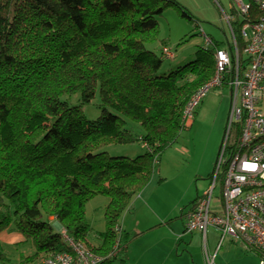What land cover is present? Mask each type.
Returning a JSON list of instances; mask_svg holds the SVG:
<instances>
[{"label": "trees", "instance_id": "trees-1", "mask_svg": "<svg viewBox=\"0 0 264 264\" xmlns=\"http://www.w3.org/2000/svg\"><path fill=\"white\" fill-rule=\"evenodd\" d=\"M170 7L180 5L0 0V232L14 226L33 241L36 251L25 263L42 264L71 251L64 231L75 240L86 238V205L98 195L109 198L97 245L100 264L128 260L130 243L141 233L122 229L121 217L186 127L184 108L214 75L221 46L216 40L201 46L191 61L167 71L158 18ZM232 12L244 71L249 59L241 30L248 19L235 7ZM261 15L253 3L249 20ZM75 93L79 102L71 104ZM97 93L102 112L89 119L83 106ZM127 119L140 123L143 132L127 127ZM140 141L148 149L133 157L106 149ZM55 221L62 226L57 229Z\"/></svg>", "mask_w": 264, "mask_h": 264}, {"label": "built area", "instance_id": "built-area-1", "mask_svg": "<svg viewBox=\"0 0 264 264\" xmlns=\"http://www.w3.org/2000/svg\"><path fill=\"white\" fill-rule=\"evenodd\" d=\"M262 11L258 21H251V7ZM239 15L248 19L242 27L249 59L241 71V59L233 32L232 47H218L215 52L214 75L189 99L183 111L187 126L196 108L214 88L229 85L231 109L208 189L198 197L194 207L184 213L187 231H200L204 238L207 264H215V256L226 238L239 241L259 257L264 264V0H233ZM229 21L232 18H228ZM207 44L213 39L205 34ZM168 57L171 48L164 47ZM223 174V179H220ZM220 195L215 196L216 189ZM210 228L219 232V244L214 253L207 248ZM71 251L48 256L42 264H100L103 256L84 240L70 238L64 231ZM86 240V239H85Z\"/></svg>", "mask_w": 264, "mask_h": 264}, {"label": "rangeland", "instance_id": "rangeland-1", "mask_svg": "<svg viewBox=\"0 0 264 264\" xmlns=\"http://www.w3.org/2000/svg\"><path fill=\"white\" fill-rule=\"evenodd\" d=\"M177 1L179 8L170 7L158 18L159 38L165 39L167 47L174 53L173 58H165L164 67L167 71L191 61L199 47L210 46L206 42L205 34L213 41H219L222 47H227L228 42H233L232 27L228 18H237L232 12L233 0ZM183 11L191 15V18L185 16ZM160 46V42L156 43L155 49L159 50ZM78 102L79 93H75L71 96L70 103ZM230 108L231 99L226 85L211 89L207 93L196 108L193 123L180 131L177 140L163 151L155 163L152 179L148 186L146 185L148 190L153 191L152 196L146 199L151 211L139 210L141 219H144L146 213L154 214L155 210L165 216L170 214L173 222L182 223L180 216L210 185L225 136ZM83 110L89 119L99 117L102 112L99 93L90 103L84 104ZM127 120V127L135 133L143 132L140 123ZM106 149L111 155L133 157L146 152L148 147L140 141L112 144ZM218 195L220 192L217 188L215 196ZM108 203L107 196L98 195L86 205L91 230L82 240L93 248H97L101 241L99 234L105 229V211ZM131 220L133 221V218ZM120 222L122 223V219ZM159 233L161 231L155 234ZM209 234L211 240L216 235L213 230ZM35 251L33 241L14 226L0 232V264H27L26 257Z\"/></svg>", "mask_w": 264, "mask_h": 264}, {"label": "crops", "instance_id": "crops-1", "mask_svg": "<svg viewBox=\"0 0 264 264\" xmlns=\"http://www.w3.org/2000/svg\"><path fill=\"white\" fill-rule=\"evenodd\" d=\"M226 87L229 88L231 99V88L229 85ZM260 108L264 113V102L260 103ZM193 121L192 119L187 126ZM147 186L133 197L130 206L121 217L122 229L141 233L130 243L129 257L125 264L130 262L132 264H207L204 236L200 231L186 230L184 218L186 210L180 216L183 225L181 222H173L170 214L165 216L153 209L154 214L146 213L144 219L140 218L139 210L151 211L146 199L152 196L153 191L148 190ZM130 214L132 215L129 218ZM212 230L216 235L211 240L209 233ZM158 231L161 233L155 234ZM207 237V248L210 253H214L219 244V232L210 228ZM259 260L258 255L248 251L241 242L232 238H226L222 242L215 256V264H260Z\"/></svg>", "mask_w": 264, "mask_h": 264}, {"label": "water", "instance_id": "water-1", "mask_svg": "<svg viewBox=\"0 0 264 264\" xmlns=\"http://www.w3.org/2000/svg\"><path fill=\"white\" fill-rule=\"evenodd\" d=\"M54 225H55L57 228H60V227L62 226L58 221H55V222H54Z\"/></svg>", "mask_w": 264, "mask_h": 264}]
</instances>
